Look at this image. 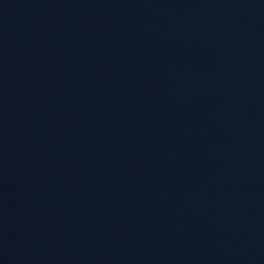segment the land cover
Wrapping results in <instances>:
<instances>
[{
	"label": "water",
	"instance_id": "water-1",
	"mask_svg": "<svg viewBox=\"0 0 264 264\" xmlns=\"http://www.w3.org/2000/svg\"><path fill=\"white\" fill-rule=\"evenodd\" d=\"M0 264H264V0H0Z\"/></svg>",
	"mask_w": 264,
	"mask_h": 264
}]
</instances>
